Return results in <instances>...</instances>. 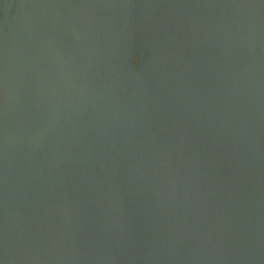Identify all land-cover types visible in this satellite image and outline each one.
<instances>
[{
  "label": "water",
  "instance_id": "1",
  "mask_svg": "<svg viewBox=\"0 0 264 264\" xmlns=\"http://www.w3.org/2000/svg\"><path fill=\"white\" fill-rule=\"evenodd\" d=\"M0 264H264V0H0Z\"/></svg>",
  "mask_w": 264,
  "mask_h": 264
}]
</instances>
